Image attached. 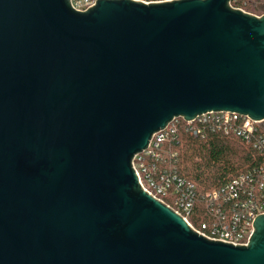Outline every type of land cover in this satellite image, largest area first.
<instances>
[{
  "label": "water",
  "instance_id": "1",
  "mask_svg": "<svg viewBox=\"0 0 264 264\" xmlns=\"http://www.w3.org/2000/svg\"><path fill=\"white\" fill-rule=\"evenodd\" d=\"M232 0H0V264H264L140 185L176 119L264 121V14Z\"/></svg>",
  "mask_w": 264,
  "mask_h": 264
},
{
  "label": "built area",
  "instance_id": "2",
  "mask_svg": "<svg viewBox=\"0 0 264 264\" xmlns=\"http://www.w3.org/2000/svg\"><path fill=\"white\" fill-rule=\"evenodd\" d=\"M96 1L71 0V5L77 11H86ZM139 1L150 4L170 0ZM185 122L187 131L194 137H205L211 131L243 139L258 152L260 166L219 189L206 194L198 193L194 184L180 177L176 171L163 167L159 149L163 143L174 141L179 136L177 128L171 123L155 133L148 148L133 159L141 187L178 213L205 238L247 245L254 232L256 217L264 214V121L225 112H210ZM199 198L209 205L210 219L196 227L191 217Z\"/></svg>",
  "mask_w": 264,
  "mask_h": 264
},
{
  "label": "trees",
  "instance_id": "3",
  "mask_svg": "<svg viewBox=\"0 0 264 264\" xmlns=\"http://www.w3.org/2000/svg\"><path fill=\"white\" fill-rule=\"evenodd\" d=\"M231 5L247 11L256 10L251 0H232ZM173 125L177 128L178 138L163 143L158 151L163 167L176 171L180 177L194 184L198 193L219 189L261 164L254 147L237 136L209 131L205 137H194L187 131L182 118ZM209 212L206 201L197 199L192 224L197 227L208 221Z\"/></svg>",
  "mask_w": 264,
  "mask_h": 264
},
{
  "label": "rangeland",
  "instance_id": "4",
  "mask_svg": "<svg viewBox=\"0 0 264 264\" xmlns=\"http://www.w3.org/2000/svg\"><path fill=\"white\" fill-rule=\"evenodd\" d=\"M251 3L252 5H254V8L256 10L252 9L250 11H247L243 9L245 12L256 15V16H261L264 14V0H251Z\"/></svg>",
  "mask_w": 264,
  "mask_h": 264
}]
</instances>
